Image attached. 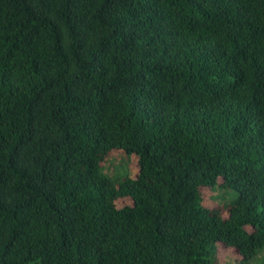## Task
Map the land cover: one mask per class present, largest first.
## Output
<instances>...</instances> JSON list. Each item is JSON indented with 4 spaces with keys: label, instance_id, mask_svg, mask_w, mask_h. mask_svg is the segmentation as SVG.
Listing matches in <instances>:
<instances>
[{
    "label": "trees",
    "instance_id": "1",
    "mask_svg": "<svg viewBox=\"0 0 264 264\" xmlns=\"http://www.w3.org/2000/svg\"><path fill=\"white\" fill-rule=\"evenodd\" d=\"M114 151L134 177L103 172ZM218 244L264 250V0H0V264Z\"/></svg>",
    "mask_w": 264,
    "mask_h": 264
},
{
    "label": "rangeland",
    "instance_id": "2",
    "mask_svg": "<svg viewBox=\"0 0 264 264\" xmlns=\"http://www.w3.org/2000/svg\"><path fill=\"white\" fill-rule=\"evenodd\" d=\"M103 172L112 177L114 175L124 176L127 174H129L130 177H134L137 172V160L132 155L126 156L121 152L114 151L110 157L105 160ZM220 193L221 190L216 191L206 188L203 191L204 204L207 207L217 209V205L225 204L236 197V192L233 191L225 193L221 198ZM131 202L132 201L128 197H119L115 200V206L117 208L130 206ZM222 214L223 217H226V212ZM217 256L220 264H238L240 260V256L234 249L224 247L221 244H218ZM262 257H264V250L257 253L249 264H260Z\"/></svg>",
    "mask_w": 264,
    "mask_h": 264
}]
</instances>
